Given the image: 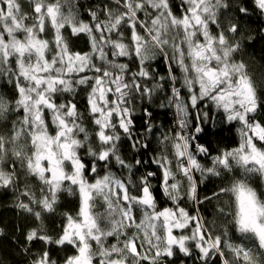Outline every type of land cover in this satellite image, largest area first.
<instances>
[{
    "label": "snow or ice",
    "instance_id": "6c2138e0",
    "mask_svg": "<svg viewBox=\"0 0 264 264\" xmlns=\"http://www.w3.org/2000/svg\"><path fill=\"white\" fill-rule=\"evenodd\" d=\"M26 2L28 10L21 0H0V87L6 85L13 94L9 98L0 93V190L11 189L18 215L38 222L24 232L21 251L28 264H59L48 247L33 257L37 242L60 249L71 246L74 253L62 264H167L177 250L192 257L193 245L200 264H212L217 257L220 264H264V254L255 245L230 242L227 226L222 235H214L216 222H206L199 207L190 215L180 205L185 193L177 178H186L187 198L197 205L231 194L234 213L232 201L223 199L217 215H232L227 223L234 217L243 239L264 250V198L250 183L254 176L264 180V121L257 118L264 96L248 65L235 58L244 55V40L254 39L245 37L249 9L234 7L231 0ZM253 4L264 16V0ZM49 27L55 49L41 37ZM67 30L70 35H65ZM82 35L90 51L73 50ZM160 57L168 74L156 81L152 65ZM165 80L170 95L167 105L160 106L175 109L179 130L161 133L160 151L151 163L162 170L164 195L175 207L158 210L151 182L156 173L137 176L148 161L129 158L125 140L135 153L150 147L147 136L138 139L134 132L136 100L151 102L165 89L160 83ZM149 81H154L151 87ZM81 91L86 94L82 109L77 103ZM201 102L205 109L213 106L222 112L228 123L238 122V147L213 155L197 142L200 123L209 120V112L199 108ZM189 106L197 112L194 132L189 131ZM144 114L152 115L146 108ZM146 132H153L150 123ZM169 146L175 171L165 154ZM200 157L210 160V166ZM235 168L244 182L232 176L230 186L198 198L194 173L203 183L223 179ZM29 178L38 181V192ZM62 193L78 194V211L62 214V231L53 237L45 214H56ZM192 222L195 227L187 234Z\"/></svg>",
    "mask_w": 264,
    "mask_h": 264
},
{
    "label": "trees",
    "instance_id": "16d2710c",
    "mask_svg": "<svg viewBox=\"0 0 264 264\" xmlns=\"http://www.w3.org/2000/svg\"><path fill=\"white\" fill-rule=\"evenodd\" d=\"M97 2L98 0H79L81 5H85L86 3L95 4ZM175 2L176 0H174V3ZM21 3L24 5L25 10H28L26 0H21ZM231 3L234 7L244 5L249 9V15L248 17H245L243 21L244 26H246L245 37L250 35L254 39L251 41L245 39L244 55L242 57L237 55L235 58L238 60L242 58L248 65V71L250 75H252L254 80L260 85V93L262 96H264V83H262V81H264V34L261 32V29H264V16H262L255 9L253 0H231ZM81 11H83V8H81ZM177 12H179V9H177ZM84 18L87 19L86 14ZM29 23H31V21H29ZM65 35H70V30L65 31ZM41 37L49 40L51 42V47L55 49L54 32L50 27L47 29L46 33L41 34ZM202 39L203 38L201 37V40ZM73 50L90 51V46L87 43V37L82 35L79 40H75ZM48 58H51V53H49ZM120 62H127V60L126 58H120ZM152 67L156 72V81H159L160 76L167 78L168 67L163 57H160L157 62H154ZM132 70H136L134 65H132ZM152 83H154V81H149L148 86L151 87ZM160 83L165 84V89L156 93L153 96L151 102H149L147 99L144 101H140L139 99L136 100L134 132L138 134V139L141 136H147L151 141L150 147L147 150H141L139 153H135L130 148V142L125 140V144L128 145L127 155L129 158L135 156V158L141 159L142 161H148L146 164H143L137 169V176L146 173L147 171L156 173V176L152 178L151 182L154 195L157 200L158 210H162L164 207L174 208L175 206L172 204L171 200H169L164 195L162 189V170L159 169L156 164L151 163V159L160 151L158 138L161 133L168 132L169 130H179L176 123L177 118L175 109L173 107L160 106L161 103L167 105L166 97L170 95L166 80L160 81ZM0 93L5 94L9 98H11L13 95L6 85L4 87H0ZM185 99H187V95H185ZM77 103L81 109L86 104V94L83 91H81L77 97ZM145 108L152 113L150 118L144 114ZM199 108L202 111L207 110L209 112V120L207 122L200 123L199 126L202 128V131L196 134L197 142L208 147L213 155L219 154L221 150H231L232 148L239 146L240 141L237 131L239 127L238 122L228 123L223 117L222 112H218L213 106H208V108L205 109V104L203 102L199 104ZM196 116V110L189 106L188 119L190 121L189 131L191 132H194L195 127L197 126ZM257 118L261 121H264V110L257 114ZM148 123L153 126V132L151 134L146 132ZM165 154L168 155L172 160L171 167L173 171H175V159L172 155L171 146H169V149ZM81 155H84V150H81ZM199 159H201V162L204 163L205 166H210V160L202 157ZM88 160L89 158L85 157V162H88ZM113 170L117 171L119 174L118 169L114 168ZM239 175L240 170L235 168L231 174L224 173L223 179L219 177H213L203 183H200L199 173H194V179L197 181L198 185V198L203 199L205 196L211 197L214 192H219L221 187L230 186L232 176L239 177ZM177 178L183 181L182 192L185 193L180 201V205L185 207L186 210L189 211L190 215H195L196 209L199 207L200 214L204 217L206 222L209 224H211L212 221L216 222L213 233L214 235H222L224 227L227 226L229 230L230 242L243 244L248 247L255 245L256 251L260 254H264V250H260L258 248V244H255L254 241L243 239V234H240L236 231L234 222L232 224L227 223L229 220H232V215L227 217L217 215L216 208L218 206H223V199H230L232 201V210L234 213V197H232L231 194H229L227 197H223V194H221L223 198L220 199L219 202L216 198H213L210 202L206 201L202 205H197L194 201H189L187 198L186 191L188 185L186 178H183L179 175ZM27 182L37 185L36 190L38 192V181H36L35 178H29ZM23 183L24 181H21V184ZM250 183L257 190L258 194L261 195V198H264V180H262L259 176H254ZM14 205L15 195L13 191L11 189L0 190V231L3 233V235H0V260H2L4 264H28V257L21 251V246L25 243L24 232L27 231L28 228L35 227L38 222L34 219L26 221L22 216L18 215V210ZM78 206V194L68 195L67 193H62L57 206L56 214L51 218H49V214H45V223L48 227V234L56 237L62 231V225L65 222V217L62 214L69 213L75 215L78 211ZM225 211L228 212L229 209L225 207ZM139 215L140 214L137 213L138 219ZM193 227H195V222H192L190 228L185 230L186 233L191 234V228ZM16 240H18L19 243H16ZM110 242H114V240L110 238ZM45 247L50 248L52 257L57 259L59 264H62L66 255H71L74 253V249H72L71 246H66L64 249H60L56 245L45 246L42 244V242H37L32 246L31 255L34 257L37 252H42ZM225 252L229 256L231 255L228 253L227 249H225ZM197 257L198 252L195 250L193 245L192 257H185L177 250V254L174 257L168 259L167 264H200ZM212 264H220L219 258L217 257L212 262Z\"/></svg>",
    "mask_w": 264,
    "mask_h": 264
},
{
    "label": "clouds",
    "instance_id": "9594fccd",
    "mask_svg": "<svg viewBox=\"0 0 264 264\" xmlns=\"http://www.w3.org/2000/svg\"><path fill=\"white\" fill-rule=\"evenodd\" d=\"M236 181H237V182H241V183L244 182L240 177H237V178H236ZM234 199H235V198H234ZM233 222L235 223V218H234V217H233ZM236 231L239 233V226L236 227Z\"/></svg>",
    "mask_w": 264,
    "mask_h": 264
}]
</instances>
